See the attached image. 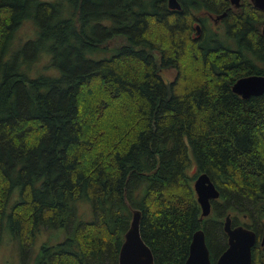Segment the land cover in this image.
I'll use <instances>...</instances> for the list:
<instances>
[{"label":"trees","instance_id":"16d2710c","mask_svg":"<svg viewBox=\"0 0 264 264\" xmlns=\"http://www.w3.org/2000/svg\"><path fill=\"white\" fill-rule=\"evenodd\" d=\"M179 2L0 0V237L24 260L43 229L67 231L29 264H119L137 208L156 264H184L198 229L217 264L229 214L257 233L264 264V94L232 89L264 74V11ZM204 11L225 14L223 33ZM201 172L220 190L204 218Z\"/></svg>","mask_w":264,"mask_h":264},{"label":"water","instance_id":"95a60500","mask_svg":"<svg viewBox=\"0 0 264 264\" xmlns=\"http://www.w3.org/2000/svg\"><path fill=\"white\" fill-rule=\"evenodd\" d=\"M235 8L241 6L242 0H230ZM253 6L264 11V0H249ZM169 7L173 10L182 8L179 0H169ZM225 14L216 18L219 20ZM196 34L200 35L201 26H196ZM264 37V26L262 28ZM233 92L247 99L251 96L264 94V75L250 74L240 77L232 87ZM194 188L197 201L202 209V217L211 213L212 200L220 197V190L207 172H201L194 180ZM142 211L137 208L133 210L130 225L125 233L122 243L119 264H156L154 254L148 244L144 241L141 232ZM228 235V247L220 255L217 264H254L253 247L258 240L257 233L244 226L232 225L231 215H227L224 225ZM261 245H264V230L261 237ZM184 264H212L210 249L206 242L203 229H198L192 238L189 255Z\"/></svg>","mask_w":264,"mask_h":264},{"label":"rangeland","instance_id":"374dc122","mask_svg":"<svg viewBox=\"0 0 264 264\" xmlns=\"http://www.w3.org/2000/svg\"><path fill=\"white\" fill-rule=\"evenodd\" d=\"M203 12H196V16L201 15ZM200 24V23H199ZM210 25L218 32L223 33L224 27L219 24H215L213 20H211ZM194 29L191 32L190 36L193 38L196 34L195 24ZM32 26L30 23H27L26 25L22 26L19 30V33L22 36H28L31 33ZM185 40H188V36H185V38L179 37L180 42H186ZM156 55L159 56L158 53ZM45 61H42L41 64H43ZM164 78L166 81H172L176 76V70L175 69H169L165 70L163 72ZM190 174L194 175L196 173V166L193 165L190 168ZM16 198H13L9 202V206L13 205L15 203ZM243 219H247V217H243ZM67 236V231H58V230H51V229H43L34 240V243L30 244L26 242L25 247L28 250L29 257L27 259H21L22 258V246L17 238H15L13 235H10L9 232H7L5 235L0 237V264H29L32 261V257H34L35 254L38 253L41 246L44 243H49L50 245L56 244L62 240H64ZM31 247V248H30ZM31 249V250H30Z\"/></svg>","mask_w":264,"mask_h":264},{"label":"flooded vegetation","instance_id":"af4514ba","mask_svg":"<svg viewBox=\"0 0 264 264\" xmlns=\"http://www.w3.org/2000/svg\"><path fill=\"white\" fill-rule=\"evenodd\" d=\"M204 14H207V16L211 19V20H213V22L215 23V24H218L220 21H221V19L223 18H220L219 20H216V18L218 17V16H212V15H208V13L207 12H205L204 11ZM200 23V24H199ZM193 24H195V31H197V28H196V26L199 24L200 26H202V23L199 21V20H197V19H195V21H194V23ZM202 33V32H201ZM196 34V33H195ZM199 37V35H195L193 38L194 39H197ZM254 74H261V75H264V74H262V73H254ZM252 97V96H251ZM260 243H261V241H260ZM261 255V254H260ZM253 262H254V260H253ZM262 263H264L263 261H262ZM255 264V263H254Z\"/></svg>","mask_w":264,"mask_h":264}]
</instances>
